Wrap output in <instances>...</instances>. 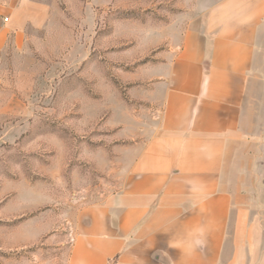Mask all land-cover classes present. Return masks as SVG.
<instances>
[{
	"label": "crops",
	"instance_id": "0c3cea01",
	"mask_svg": "<svg viewBox=\"0 0 264 264\" xmlns=\"http://www.w3.org/2000/svg\"><path fill=\"white\" fill-rule=\"evenodd\" d=\"M51 10L0 0V143L23 112L6 53ZM177 40L160 121L120 146V189L76 211L60 264H264V0H214Z\"/></svg>",
	"mask_w": 264,
	"mask_h": 264
},
{
	"label": "rangeland",
	"instance_id": "374dc122",
	"mask_svg": "<svg viewBox=\"0 0 264 264\" xmlns=\"http://www.w3.org/2000/svg\"><path fill=\"white\" fill-rule=\"evenodd\" d=\"M46 1L6 53L23 112L0 143V264H60L76 211L120 189V146L160 121L161 54L214 0Z\"/></svg>",
	"mask_w": 264,
	"mask_h": 264
},
{
	"label": "built area",
	"instance_id": "2783aa9c",
	"mask_svg": "<svg viewBox=\"0 0 264 264\" xmlns=\"http://www.w3.org/2000/svg\"><path fill=\"white\" fill-rule=\"evenodd\" d=\"M4 20L7 21L8 17H5ZM75 241H76V234H75L74 230H72L69 233V243L72 245V244H74Z\"/></svg>",
	"mask_w": 264,
	"mask_h": 264
}]
</instances>
